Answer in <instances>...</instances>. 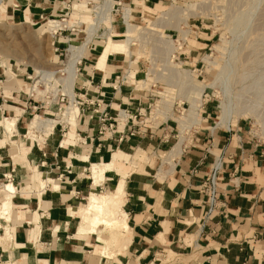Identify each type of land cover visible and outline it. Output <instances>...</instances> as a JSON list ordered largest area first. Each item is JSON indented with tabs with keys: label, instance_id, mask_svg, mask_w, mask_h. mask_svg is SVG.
<instances>
[{
	"label": "crops",
	"instance_id": "crops-1",
	"mask_svg": "<svg viewBox=\"0 0 264 264\" xmlns=\"http://www.w3.org/2000/svg\"><path fill=\"white\" fill-rule=\"evenodd\" d=\"M77 1L1 0L0 15L53 21L57 35L52 38L60 50L88 38L89 25L82 22L87 12L71 10L82 3ZM166 1L123 0L121 12L132 8L134 22L140 23ZM95 18L99 28L77 64L75 127L30 129L39 112L57 119L62 103L71 104L69 96L62 101L64 83L51 94L30 91L36 80L30 70L13 73L0 63V191L5 175H12L9 182L16 188L10 218L0 219V235L9 228L11 236L0 246V264H264V136L246 119L222 123L209 99L191 126L182 125L184 113L176 104L159 113L155 86L141 62L116 55L97 69L93 57L105 45L106 33L115 38L126 25L120 13L113 15L111 29ZM200 49L195 44L179 60L197 63ZM48 96L51 103L44 100ZM124 111L128 119L120 116ZM5 118L15 120L12 136L4 130ZM110 124L113 129L102 130ZM143 152L144 161L138 157ZM219 162L217 209L208 216L203 184ZM109 163L114 168L95 186L93 165ZM46 176L50 182L43 187ZM122 181L128 232L81 216L93 190L106 194ZM121 240L126 242L122 252Z\"/></svg>",
	"mask_w": 264,
	"mask_h": 264
},
{
	"label": "rangeland",
	"instance_id": "rangeland-1",
	"mask_svg": "<svg viewBox=\"0 0 264 264\" xmlns=\"http://www.w3.org/2000/svg\"><path fill=\"white\" fill-rule=\"evenodd\" d=\"M117 1H114L112 20L113 15L122 14L121 9L115 6ZM80 4L82 9L75 12L85 14L83 11L87 9L89 11L86 12L91 16V20L85 22L90 24L89 29L86 30L88 36L91 25L96 27L97 32L99 22L95 16L104 8L102 7L104 4L102 5L99 0H94L90 6H88L87 0ZM172 6L177 10L169 12ZM72 8H74L73 5L71 10ZM166 12L168 13L166 18L159 21L154 31L140 34L144 46H140V42H136V45L132 46L133 55L139 56L138 62L143 64L142 73L155 86L157 94L155 109L160 111L159 113L165 114L168 108L166 103L170 102L169 109L171 110L172 105L176 104V108L184 113L183 117H188L194 112L193 108L191 109L190 101L197 100V96L193 91L190 93L192 88L186 82V74L182 72L186 70L193 78L207 84L202 99L194 103L198 110L209 99L208 102L216 107L219 120H221L220 102L223 100L221 85L224 84L223 87L225 89L227 87L231 92L230 98L234 99L235 104H238V113L236 112L233 123L240 119H246L253 127L254 133L264 136V0H167L164 7L156 9L155 15L146 16L148 21L135 24L144 29L149 28V20L157 21L160 13ZM0 21V63L2 64V61L5 60L13 73L19 68L30 70L29 75L36 79L30 86L34 90L36 87L41 91L46 88L45 84L40 87L42 82H45L36 72L37 70L53 68L50 60L55 55H58L59 58V64L56 67L66 66L67 49L69 50L70 45L81 46L83 44V42L65 44L63 49L57 51L53 35L43 34L45 27L49 26V20L31 22L30 24L27 21L7 20L0 15ZM122 21L124 22V20ZM105 24L108 26L109 23L105 22ZM179 30L187 32L186 38ZM124 31L125 29L115 39L123 40ZM162 38L166 42L172 41L175 46L173 53H168L169 43L162 41ZM197 43L198 48H201V54L197 56V63L182 64L179 60L180 56L189 54L191 50L195 49ZM163 50L165 51L163 52ZM131 61L134 62L133 59ZM174 65L181 71L180 77L174 73L175 71H172V69H176ZM134 67L139 69L138 65H134ZM221 72L223 73L221 74ZM214 82L216 85L210 86ZM141 84L142 87L146 86L144 82ZM59 85L61 84L57 83L56 88ZM147 86L149 87V85ZM51 92L53 90L47 94H51ZM44 100L52 102L50 97H45ZM70 105L67 102L62 103L64 110ZM178 105L180 108L177 107ZM181 115L178 114V116ZM41 117L44 120H59V116L57 119ZM86 202L87 200L84 201L85 204Z\"/></svg>",
	"mask_w": 264,
	"mask_h": 264
},
{
	"label": "bare ground",
	"instance_id": "bare-ground-1",
	"mask_svg": "<svg viewBox=\"0 0 264 264\" xmlns=\"http://www.w3.org/2000/svg\"><path fill=\"white\" fill-rule=\"evenodd\" d=\"M114 1L115 0H106L104 5L102 6V7H104L102 9H105V14L103 15L104 18L101 19V22L103 21V22L109 23L108 24L109 27L112 26L111 25L112 24L111 15L114 12V9H113ZM0 2H1V0H0ZM170 9L171 10L169 12H171V11L173 12L174 10H177V8H175L174 6L170 7ZM80 10H81V7L77 4H75L74 11L79 12ZM86 11H89V10L86 9ZM133 12L134 11L132 10V8H128V9L125 7L123 8V16H124L125 25H126L123 40L115 39L113 37V34L110 32L106 33L105 45L101 48V51L98 53V55L93 57L98 70H103L106 67L109 60L111 59V57L116 56V55L127 56L129 58L132 57L134 63H138L139 56L133 55L132 46L136 45V42H140L141 43L140 46L143 47L144 42L142 41L140 34L147 33V32L149 33V32L154 31L155 28L157 27V25L159 24V21L162 18L163 19L166 18L167 14H168L167 12L166 13H160V16L158 17L157 21L149 20V22H150L149 28L144 29L142 26L135 24ZM90 20H91V16L88 13H86L83 17V21L89 22ZM146 20L148 21L147 18L143 19V22H146ZM27 22H29L31 24V21L27 20ZM48 22H49V26L45 27V29L43 30V34L45 33V34L53 35L57 32V27L54 25L53 21L49 20ZM95 32H96V27H94V25H91L88 38L83 42V44L81 46L70 45L66 66H61L59 68L56 67V65L59 64V58H58V55H55L53 57V59L50 60V64L53 68L47 67V69L36 71L41 76L42 80L45 82V85H46V88H45L46 90H44V91H40V89L38 87H36L35 90L37 92H39L40 94L41 93L46 94L52 90L56 91V89H57L56 84L63 82L64 83V93H65V95L70 97L71 105L69 106V108H66L62 112L58 113L59 120H44L40 115H36V117L32 120V122L30 124V127H31L30 129L34 130V129H38L41 127H45L46 129H52L56 126V124L65 123V122H67V124L73 125V127L76 126L77 118H78L79 112H80L78 105H76L75 101H74L75 100L74 89H75V82H76V77H77V64L80 62V60L83 56L88 54V50H89L88 46H89V43L91 42V40H93ZM180 33H182L184 35L183 37L186 38L187 32L180 31ZM162 41H165V40L163 39ZM165 43H167V44L169 43L168 44L169 45V52L168 53H170V52L173 53L175 51V46L173 45L172 41H167V42L165 41ZM165 43L163 42V44H165ZM164 51L165 50H163V52ZM207 62H210V61H207ZM2 64L4 67H8V69H9V66L5 60L2 61ZM215 65H217V64H215ZM174 68H176V69H172V71H175L174 73L180 77L181 71L178 69V67L176 65H174ZM182 72H184L186 74L185 75L186 79H187L186 82L189 83V86L192 88V90H190L191 91L190 93H192V91H193L195 96H197V100L202 99L203 93L205 92V89H207V84H205L201 80L193 78L189 74V72L186 70H183ZM222 73L223 72H221V74ZM183 78H184V76H183ZM172 80H173V78H172ZM214 85H216V82L212 83L210 86H214ZM143 86H145V85L143 84ZM221 86H222V98H223V100L220 102V107L222 109L221 110L222 111V118L220 121L222 123H230L233 121L235 114L238 111V104H235L233 102L234 99L232 100L230 98V95H231L230 90L227 89V87L225 89L223 87L224 84ZM32 89L30 88V91ZM62 91H63V88H62ZM182 95H184V94H182ZM172 97H173V95H172ZM197 100H194V101L192 100L193 102L190 101L192 103L191 109L193 108L192 111H194V112L191 113L190 115H188V117H183L181 119V123L183 126H185V125L191 126L189 124H191L193 121L200 120V116L197 113L198 109H197L196 105L194 104L195 101H197ZM163 102H166V101H163ZM235 102H236V100H235ZM166 105L169 108L171 106V103L167 102ZM199 105H200V103H199ZM4 121H5L4 130L10 136H12L14 131H15V120L5 118ZM195 123H196V121H195ZM34 136H35V134H34ZM175 152H177L176 149L173 152H171L168 155L167 159H165V160L167 162L171 161L173 156L175 155L174 154ZM142 156L141 157L138 156V157L144 161L147 158L144 152L142 153ZM113 168H114V165L111 163L103 164V165H100V164L93 165L92 169H93V175H94V179H95V182H94L95 186H97L101 182V180L104 179L105 172L107 170H110ZM49 182H50V178H48L47 176L43 177L41 179V183H42L43 187H47ZM15 189L16 188H14V185L11 182H7L2 187V189L0 191V199H1L0 219L5 220V219L10 218L11 211H12V200H13V197L15 194ZM95 190H93L91 195L88 197L86 205L80 209L81 216L84 218L91 217V218H94V219L101 221V222L106 221L107 222L106 226L111 231L116 230V229H121V230L128 232L129 225H128V221H127V215L123 210V204H124V183H123V181L120 182L118 184V186H116V188L112 192H108L106 194L98 193ZM5 230H6V232L4 231L5 234L3 233L2 235H0V246H5L7 240H9V238L11 237L10 232H9V228H7ZM120 243H121V249L120 250L118 249V250L120 252H122L126 247V242H125V240H121ZM108 246H110L109 243H108ZM108 250H109V248H108ZM104 254H107L108 257L109 256L113 257L112 252H110V253L105 252ZM172 257H173V255L169 256V259Z\"/></svg>",
	"mask_w": 264,
	"mask_h": 264
},
{
	"label": "built area",
	"instance_id": "built-area-1",
	"mask_svg": "<svg viewBox=\"0 0 264 264\" xmlns=\"http://www.w3.org/2000/svg\"><path fill=\"white\" fill-rule=\"evenodd\" d=\"M80 1V0H78ZM84 1V0H82ZM100 3H102V5L105 3V0H99ZM92 5V2H88V6ZM123 5V0H118L115 4V6H117L119 9L122 8ZM105 14V9H101L98 13L97 16L99 18V21H101V19L104 18ZM122 18L124 20V24H125V19L123 16V12H122ZM103 22V21H102ZM57 35V32L53 35V37H55ZM57 51H59V48H57ZM67 53H69V50H67ZM205 93V92H204ZM63 98L62 101H64L67 98V95H65V93L63 92ZM50 97V96H49ZM47 97V98H49ZM120 116L123 119H128V112L124 111L120 113ZM101 121L106 125V119H107V113L103 112L102 117H101ZM103 126L102 130L105 131L107 128H109L110 130L113 129L114 125L110 124L107 127ZM221 169V162H219L212 170L211 174L207 177L206 182L203 184V192H207L208 194V216L212 215L215 210L217 209V204H218V176H219V171ZM5 179L7 180V182L9 181H13L14 182V178L12 177V175H5ZM1 229V228H0Z\"/></svg>",
	"mask_w": 264,
	"mask_h": 264
}]
</instances>
